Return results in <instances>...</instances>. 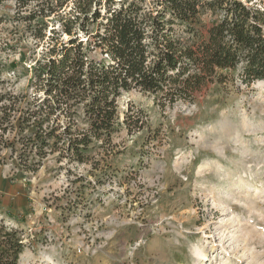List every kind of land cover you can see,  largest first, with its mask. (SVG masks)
<instances>
[{"label":"rangeland","instance_id":"rangeland-1","mask_svg":"<svg viewBox=\"0 0 264 264\" xmlns=\"http://www.w3.org/2000/svg\"><path fill=\"white\" fill-rule=\"evenodd\" d=\"M38 8L0 0V94L24 102L52 38L68 37L54 16L36 37L26 18ZM119 104L121 120L131 106L147 123L92 150L97 170L55 154L28 172L1 153L0 221L24 230L20 264H264V82L214 84L165 109L134 89Z\"/></svg>","mask_w":264,"mask_h":264},{"label":"trees","instance_id":"trees-1","mask_svg":"<svg viewBox=\"0 0 264 264\" xmlns=\"http://www.w3.org/2000/svg\"><path fill=\"white\" fill-rule=\"evenodd\" d=\"M33 1L39 8L26 19L39 30L36 37H46L52 16L68 37L52 38L34 68L41 96L24 102V96L0 94V160L9 150L28 172L55 154L59 162L93 161L97 170L92 150H114L113 136L123 127L134 134L147 123L131 106L121 120L124 92L153 95L165 109L194 103L214 84L264 82V9L258 0ZM207 13L214 19L206 27ZM23 234L1 219L0 264H20Z\"/></svg>","mask_w":264,"mask_h":264},{"label":"bare ground","instance_id":"bare-ground-1","mask_svg":"<svg viewBox=\"0 0 264 264\" xmlns=\"http://www.w3.org/2000/svg\"><path fill=\"white\" fill-rule=\"evenodd\" d=\"M259 83H262V82H259Z\"/></svg>","mask_w":264,"mask_h":264}]
</instances>
